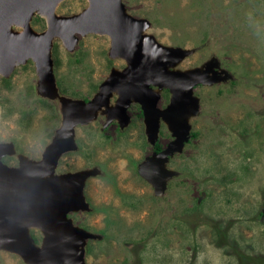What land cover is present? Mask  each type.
I'll use <instances>...</instances> for the list:
<instances>
[{
  "label": "rangeland",
  "instance_id": "obj_1",
  "mask_svg": "<svg viewBox=\"0 0 264 264\" xmlns=\"http://www.w3.org/2000/svg\"><path fill=\"white\" fill-rule=\"evenodd\" d=\"M127 11L150 22L146 32L168 46L194 51L176 66H200L215 57L231 77L197 84L198 113L190 137L167 167L179 174L161 195L137 171L154 151L147 141L138 103L130 122L99 114L75 127L76 149L64 152L57 173L98 169L84 185L88 210L68 215L100 237L88 239L86 264H264V0H123ZM87 0H64L60 15L80 12ZM32 27L44 21L33 16ZM109 37L78 35L73 51L53 41L52 60L61 94L89 100L111 69L125 62L108 55ZM33 61L0 79V143L15 153L2 161L17 166L16 154L39 160L62 123L57 100L36 93ZM166 89L157 102L165 107ZM117 95H113V103ZM173 136L161 123L156 144ZM37 243L42 235L32 229ZM0 264H26L0 251Z\"/></svg>",
  "mask_w": 264,
  "mask_h": 264
},
{
  "label": "water",
  "instance_id": "obj_2",
  "mask_svg": "<svg viewBox=\"0 0 264 264\" xmlns=\"http://www.w3.org/2000/svg\"><path fill=\"white\" fill-rule=\"evenodd\" d=\"M64 0H0V17L7 16L9 39L3 63L10 67L4 76L27 60L34 63L36 93L59 103L62 123L45 147L39 160L17 153L18 165L2 161L15 153L13 143H0V251L17 254L26 264H86L88 239L100 237L76 224L68 215L88 210L84 185L96 168L57 173L61 155L76 149L75 127L105 115V127L117 120L121 129L130 122L127 109L138 103L143 114L147 141L154 146L164 123L173 140L159 151H152L138 163L137 171L161 195L168 181L179 173L167 167L170 156L181 152L190 137V118L198 113L197 84L212 85L231 77L213 57L200 66H176L194 50L160 43L146 30L150 22L132 16L123 0H87L80 12L60 15L57 8ZM38 15L45 28L37 31L31 18ZM21 28L11 30V26ZM106 35L108 55L125 62L122 69L112 68L89 100L61 94L53 72L52 46L59 39L73 51L78 35ZM170 92L168 104L160 108L161 91ZM113 95H117L111 102ZM38 229V244L31 234Z\"/></svg>",
  "mask_w": 264,
  "mask_h": 264
},
{
  "label": "flooded vegetation",
  "instance_id": "obj_3",
  "mask_svg": "<svg viewBox=\"0 0 264 264\" xmlns=\"http://www.w3.org/2000/svg\"><path fill=\"white\" fill-rule=\"evenodd\" d=\"M39 18H41L40 16L38 15H35ZM43 21L44 19L41 18ZM32 20H33V17L31 18V25H32ZM10 19L5 16L4 19L2 17H0V59L3 57V50L5 47H7V42H8V39H9V30H8V23H9ZM44 24H45V21H44ZM45 28V27H44ZM15 30V31H20L21 28L19 27H15V26H11V30ZM30 60V59H29ZM29 60H27L24 64H26ZM24 64H20V65H17L11 72L10 74L6 77L4 76V73H7L9 67H10V64L9 63H3L1 62L0 60V79L3 80L5 83H7L9 81V78L12 76V73L13 71L18 67V66H22ZM168 91V90H167ZM170 93V92H169ZM171 95V94H170ZM170 100V99H169ZM31 234L32 236H34V233L32 232L31 230Z\"/></svg>",
  "mask_w": 264,
  "mask_h": 264
},
{
  "label": "trees",
  "instance_id": "obj_4",
  "mask_svg": "<svg viewBox=\"0 0 264 264\" xmlns=\"http://www.w3.org/2000/svg\"><path fill=\"white\" fill-rule=\"evenodd\" d=\"M154 150L155 151H159V150H161V146L159 145V144H155V146H154ZM34 237V240L37 242V239L35 238V236H33Z\"/></svg>",
  "mask_w": 264,
  "mask_h": 264
}]
</instances>
